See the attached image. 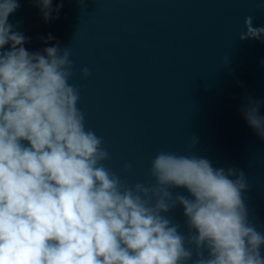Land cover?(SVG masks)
<instances>
[{
  "label": "clouds",
  "instance_id": "clouds-1",
  "mask_svg": "<svg viewBox=\"0 0 264 264\" xmlns=\"http://www.w3.org/2000/svg\"><path fill=\"white\" fill-rule=\"evenodd\" d=\"M36 3L52 18V0ZM18 8L0 0V264H264L244 171L214 167L193 136L189 154L156 153L154 182L129 186L105 166L103 138L86 128L80 89L69 82L71 47L27 51L8 22ZM253 21L245 17L241 41H264ZM262 104L246 97L241 112L264 140ZM177 207L186 234L168 216Z\"/></svg>",
  "mask_w": 264,
  "mask_h": 264
},
{
  "label": "water",
  "instance_id": "water-1",
  "mask_svg": "<svg viewBox=\"0 0 264 264\" xmlns=\"http://www.w3.org/2000/svg\"><path fill=\"white\" fill-rule=\"evenodd\" d=\"M18 3L8 22L27 51L71 47L69 82L110 154L106 167L129 186L154 182L156 153L189 154L195 136L197 155L244 171L249 218L264 233V140L241 112L246 97L264 100V41L238 35L249 15L264 26V0H52L47 20L36 0ZM182 211L168 216L186 234Z\"/></svg>",
  "mask_w": 264,
  "mask_h": 264
}]
</instances>
